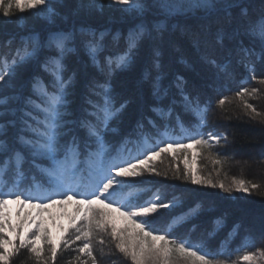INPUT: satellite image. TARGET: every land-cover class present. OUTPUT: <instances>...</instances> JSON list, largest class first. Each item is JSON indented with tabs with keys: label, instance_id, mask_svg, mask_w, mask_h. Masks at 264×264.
<instances>
[{
	"label": "snow or ice",
	"instance_id": "6c2138e0",
	"mask_svg": "<svg viewBox=\"0 0 264 264\" xmlns=\"http://www.w3.org/2000/svg\"><path fill=\"white\" fill-rule=\"evenodd\" d=\"M64 7L61 0H0V13L7 18L4 23H11L15 13L22 14L27 10H34L37 17L43 16L51 23ZM113 9L125 17H135L139 23L129 31L126 50L120 55H108L103 61L98 57L107 49L105 40L109 33L107 30L97 31L85 23H81L79 31L75 24L71 31H50L46 40L32 32L18 41L10 37L0 42V48L7 49L0 51V264H12L21 249H26L36 264H54L59 251L72 245H77V255L73 257L77 264H98L95 244L98 242L103 246L106 243L100 235L102 233L108 235L115 249L130 258L133 264H228L227 260L209 259L213 254L205 251L204 244L196 245L184 238H174L176 226L195 213V209L175 217L164 230H146L151 228L150 216L160 209L174 208L178 201L176 198L167 200L159 191L141 201L137 193L124 191L130 185L121 178L140 175L141 166L148 172H156L151 162L154 157H160L173 148L174 144L167 140L172 139L169 131H175L176 126L184 133L181 138L189 141L187 145L176 144L185 151L195 145L215 155L211 153L214 145L220 144L222 139L227 143L223 132L213 130L205 133L212 100L204 101L198 94L188 92L183 75L175 76L182 113H175V101L172 104L164 102L166 97L173 95L171 86L164 87L162 83L164 36L179 30L192 47L202 53L200 60L216 69L215 75L222 82L234 80L242 71L246 74L242 83L252 80L264 85V0H76L69 15L77 21L81 17H102L106 10ZM194 11L202 13L194 25L171 24L178 16ZM149 16L154 18V22H147ZM15 19L18 27L24 26L22 16H15ZM152 33L161 41L150 53L157 72L152 78L153 103L157 105L152 112L163 120H147L152 130L147 134L142 122L146 117L141 113L136 128L128 134L135 136V140L125 139L114 144L107 139L108 132L115 131L111 127L112 122L127 111L129 102L125 100L118 108L115 106L108 77L114 68H125L131 64L140 41ZM118 39L119 34L113 36L114 41ZM77 40L83 43L92 63L105 79L103 83L97 79L90 81L82 102L70 103L69 89L73 78H64L62 60L67 52L73 50L68 47L69 43ZM45 48L55 54L45 55ZM33 64L36 73L42 67L51 74V91L38 75H33L30 81L31 94L25 95L20 91L23 87L20 77ZM9 92L18 94L10 95ZM259 95H264L260 89L241 86L231 98L221 92L215 104L224 109L226 104L237 100L249 117H259L264 123V113L249 102L250 98ZM34 112L42 114L43 120L37 121ZM182 116L189 118L187 127ZM161 128H164L162 134ZM152 135L166 137L159 141L164 146L150 144ZM214 163L220 164L221 161L217 158ZM34 169L44 177L42 181L32 174ZM176 171L179 173V169ZM184 178H191L197 184L218 186L229 193L234 189L251 193L261 187L235 177L228 185L224 182L217 185L211 179L191 176L187 166ZM10 201L21 209L27 205L37 211L35 215L28 212L23 219H19L18 212L19 222L12 224L6 211ZM68 204H74L71 213L66 210L56 215L49 212L53 207L65 209ZM43 212H49L48 218L62 229L64 234L58 240L53 239L43 219L37 221ZM114 213L130 218L139 231L132 235L127 228H118ZM58 216L69 218L67 228L56 224ZM137 217L141 223L137 222ZM25 224L29 227L25 228ZM220 224L221 221L217 220L216 225ZM6 225L15 233V240L5 235ZM240 228L241 225H236L229 236ZM38 240L43 241L42 246L37 245ZM250 246L247 243L242 245L245 248ZM229 248L226 240L224 252L215 255H224ZM100 254L104 255L103 247ZM81 256L88 259L83 260ZM238 260L260 264L264 261V250L257 253L246 251ZM232 264H237V261H232Z\"/></svg>",
	"mask_w": 264,
	"mask_h": 264
},
{
	"label": "trees",
	"instance_id": "16d2710c",
	"mask_svg": "<svg viewBox=\"0 0 264 264\" xmlns=\"http://www.w3.org/2000/svg\"><path fill=\"white\" fill-rule=\"evenodd\" d=\"M61 2L65 4V7L60 9V15L51 23L43 16L37 17L34 10H27L22 14L15 13V16L24 18V26L18 27L15 16L11 23H4L7 18H4L0 13V42L10 37H15L18 41L20 37L32 32L38 33L46 40L50 31H71L74 24L76 30L79 31L81 23H85L97 31L107 30L109 33L105 40L107 49L98 57L101 61L108 55H120L126 50L129 31L135 27V23H139L135 17H125L121 12L113 9L106 10L104 15L99 18L81 17L80 20L74 21L69 13L76 0H61ZM201 15V12L194 11L178 16L171 21V24L194 25L197 17ZM147 22H154V18L149 16ZM117 34H119V39L114 41L113 36ZM160 43L161 41L155 33L145 35L139 43L133 62L125 68H114L108 77L115 106L118 108L125 100L129 102L127 111L112 122L111 127L115 131L108 132L107 139L114 144H119L125 139L135 140V136L128 134L136 128V121L141 119V113L146 117L142 122L145 124L147 134H151L152 131L147 120L156 122L163 120V117L152 112V108L157 106L156 103H153L155 98L152 96V78L157 72L152 65L150 53L151 49ZM68 47L73 50L67 52L62 60L64 78H73L72 87L69 89V101L70 103L72 101L79 103L82 102L81 98L86 93L89 82L97 79L103 83L105 76L92 63L91 57L80 40L69 43ZM0 51H7V49L0 48ZM44 54L55 53H51L49 49L45 48ZM201 55L202 53L192 47L187 37L182 35L179 30L165 34L162 52V83L164 87L171 86L173 95L166 97L164 102L172 104L175 101V113H182L179 91L175 87V76L183 75L187 81L188 92H192L194 95L198 94L204 101L209 98L212 100V109L208 116V127L204 129L205 133L214 130L223 132L227 136V143L222 139L220 144L214 145L211 149V153L215 155H210L207 150L193 145L198 158L197 178L211 179L217 185L220 182L228 185L235 177L257 183L261 186L260 189L251 193H239L234 189L229 193L218 186L197 184L191 178H184L185 168L186 166L189 168V163L192 161V148L189 146L185 151L183 148L176 147V144H189L187 139L181 138L184 133L179 126L175 127V131H169L172 139L167 142L174 144L171 148L173 150L169 149L160 157L153 158L151 165L156 168V172H148L141 166L140 175L122 177L121 179L130 185V188H125L124 191L131 190L137 193L141 201L149 199L150 195L157 191L162 196H166L169 201L173 198L178 201L174 208L160 209L157 214L150 216L148 222L151 228L146 230H164L175 217L195 209V213L176 226L174 238L177 240L184 238L196 245L204 244L205 251L213 254L209 256V259L213 261L227 260L228 264H232V261H237V264H246V262L238 260V257L242 256L244 252L257 253L258 250H264V235H262L264 233V123L259 117H249L237 100L226 104L224 109L217 107L215 101L221 92L224 96L233 97L241 86L249 89L258 88L264 93V85L252 80L242 83L246 75L242 71L237 73L234 80L222 82L215 75L216 69L200 60ZM182 60L186 63L181 62ZM33 75H38L44 85L49 87V91L52 90L50 87L51 74L45 72L42 67L36 73L35 64H33L20 77V82L23 85L20 91H23L25 95L32 92L30 81ZM257 75L260 76V73ZM9 94H18V92H9ZM32 98L36 99L35 96ZM249 102L254 104L259 112L264 113V95L250 98ZM36 103H39V100H36ZM159 106L163 107V104ZM71 111L72 109L69 108V112ZM165 111H167L166 108ZM33 115L37 121L43 120L42 114L34 112ZM182 118L186 121L185 126L187 127L189 118L187 116H182ZM171 127L169 125L170 129ZM163 132L164 128H161L160 133ZM162 139L167 138L163 135H152L149 143L162 147L164 145L159 144ZM132 154L135 155V151ZM217 158L221 161L220 164L214 163ZM45 166H47V162H45ZM177 169H179V173H177ZM32 174L38 181L44 179L35 169ZM217 220L221 221L219 226L216 225ZM238 224L241 225L239 231L229 236V233H232ZM44 226L50 229L52 235L51 227L46 219ZM5 235L8 236L6 232ZM100 235L106 243L103 246L98 242L95 244L98 264H133L130 258L115 249L114 242L108 235L103 233ZM226 240L230 245L229 251L224 255H215L224 252ZM39 241L43 245V241ZM246 243L251 246L242 247ZM76 247L77 245H72L69 248L61 249L54 264H77L73 260V257L77 255ZM101 247L104 249L103 256L100 254ZM81 259L87 260L88 258L81 256ZM12 264H36V262L30 258L26 249H21L19 254L13 258ZM260 264H264V261H261Z\"/></svg>",
	"mask_w": 264,
	"mask_h": 264
},
{
	"label": "rangeland",
	"instance_id": "374dc122",
	"mask_svg": "<svg viewBox=\"0 0 264 264\" xmlns=\"http://www.w3.org/2000/svg\"><path fill=\"white\" fill-rule=\"evenodd\" d=\"M192 148V161L189 163V168L191 169V175H193L194 177L197 178V151L194 149L193 145L190 146ZM173 150V149H171ZM235 152V151H234ZM155 158V157H154ZM241 193V192H239ZM66 210L67 212L71 213L74 211V204H68L65 206V209H61L59 207H53L51 209H49V212H51L52 214L56 215L58 213H60L61 211ZM127 209H125L126 211ZM6 211L9 213V222L12 224H16L19 222L18 220V216L17 213L19 212V219L22 218V216L26 213V212H32L33 215H35L36 213V209H32L29 206H24L22 209L19 208V206L14 202V201H10ZM49 212H43L40 214V217L37 218V221H39L40 219H43V221L46 219L48 224L51 227V232H52V236L53 239H59L61 235H63V232L61 230L60 227H57L53 224L52 220H50L49 217ZM115 217V223L117 225L118 228H127L129 234L134 235L136 232L139 231V229L132 224V221L130 218H124L121 217L119 215V213H114L113 214ZM137 220L138 223H141L142 221L140 220L139 217L135 218ZM56 224L59 225H63L65 228H67L69 226V218L67 216H58L57 220H56ZM29 225L26 224L25 228H28ZM6 234L8 235L9 238L15 240V233L12 232L11 229H9L6 225V229H5ZM37 245L38 246H42V243L38 240L37 241ZM247 264V262H246Z\"/></svg>",
	"mask_w": 264,
	"mask_h": 264
}]
</instances>
